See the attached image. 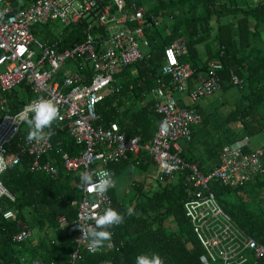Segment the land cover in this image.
Returning <instances> with one entry per match:
<instances>
[{
  "label": "built area",
  "instance_id": "1",
  "mask_svg": "<svg viewBox=\"0 0 264 264\" xmlns=\"http://www.w3.org/2000/svg\"><path fill=\"white\" fill-rule=\"evenodd\" d=\"M148 15L142 5L132 2L126 6L124 0H0V66L3 68L0 72V155L8 164L6 170L17 165L14 160L20 163L27 157L31 173H44L57 179V157L52 155L56 151L65 171L81 168L95 175L129 156L137 160L140 152H144L156 167L155 179L171 178L178 171L188 170L186 181L192 189L191 196L183 202V209L210 264H264V244L224 211L210 188L212 181L238 188L253 180L262 170L263 148H244L250 142L248 135L241 145L225 144L219 150L218 164L207 173L180 156V141L192 140L194 129L202 123V115L199 109L180 105L173 91L186 93L192 102L211 96L221 87L219 60L205 59L206 76L190 87L193 70L179 60L184 41L164 47L162 75L151 90L159 124L145 142H140L137 136L127 137L116 122L103 125L99 121L96 104L107 90L116 88L113 83L117 69L142 59L138 38L150 24ZM55 21L63 28L83 24V39L61 47L57 36L44 40L35 37L38 25ZM163 76H168L169 81ZM231 80L235 85L243 83L233 72ZM17 86L28 87L34 97L19 104V109L14 111L6 94ZM38 97L57 103L61 119L54 123L61 130L67 128L75 143L82 146L77 154L72 156L63 151L51 139L26 140L27 130L21 132L25 125L16 121L24 106ZM165 121L167 132L161 128ZM44 156L46 160H42ZM111 189L103 197L82 189L79 200L73 202L77 204V216L68 227V232L75 235V248L70 255L72 264L81 257V250L93 254L110 248L105 243L103 248L91 250L88 242L81 239L80 228L94 224L96 211L102 213L109 206L113 208ZM3 198L14 202L15 195L0 182V200ZM0 213L5 220L16 219L12 208H0ZM58 222L64 226L67 219L61 215ZM17 227L10 240L27 242L32 229L19 219ZM30 264H39V261L32 259Z\"/></svg>",
  "mask_w": 264,
  "mask_h": 264
},
{
  "label": "trees",
  "instance_id": "2",
  "mask_svg": "<svg viewBox=\"0 0 264 264\" xmlns=\"http://www.w3.org/2000/svg\"><path fill=\"white\" fill-rule=\"evenodd\" d=\"M124 2L126 6L132 2L143 5L147 12L159 18V24L149 28V31L161 35L165 30L163 46L176 39H183L185 53L179 56V60L193 68L190 87L206 76V62L205 59L201 60L198 45H203L206 59H217L222 65L218 71L221 83L219 89L226 90L235 85L231 80V72L243 80L242 85H238L239 96L231 102V109L223 118V125L231 124V134L225 136L218 131L223 137H216L214 143L210 141L214 155L219 154L223 145H241L244 136L251 137L264 130V0ZM129 24L133 26V23ZM82 27L81 23L64 27L56 37L59 45L69 47L81 41ZM93 34L96 36L97 32L94 30ZM211 38L215 45L213 48L208 42ZM161 46H152L143 53L141 60L119 67L114 76L113 84L116 88L107 90L104 98L96 104V113L103 125L116 122L127 137L137 136L140 142L148 140L154 131L153 120L157 114L152 109L153 100L145 101L144 97L157 86V78L161 75L164 63ZM164 79L169 81L167 76ZM6 95L14 111L19 109V104H25L34 97L28 87H25L22 96L15 90ZM181 95L190 100L186 93ZM177 101L188 108H199V104L191 100L186 104L177 97ZM140 102L144 103L136 105ZM201 114L200 125H205L210 118L203 115V111ZM53 129L55 134L51 140L55 146L60 145L63 151L72 156L82 149L67 128L61 130L54 123ZM25 130L26 125L21 132ZM190 142H193V135ZM248 146L244 145V148L248 149ZM52 155L57 157L56 165L59 169L56 180L43 173H31L27 168V157H23L20 163L0 176L2 185L16 195L14 202L1 199L0 208H14L18 218L32 228L43 231L37 245L32 248L25 242L12 243L10 238L17 231L16 221L5 220L0 213L1 264H30L31 259H37L39 264H72L70 255L75 248V235L68 232V227L76 217L77 206L72 205V201L79 200L81 196L79 175L83 169L67 172L61 166L60 154L53 151ZM180 156L187 163L197 164L203 172L197 163L198 158L183 153ZM46 158L44 156L42 160ZM126 164L122 159L109 164L108 169L114 176ZM187 173L185 169L174 173L171 178L156 179L155 184L146 190L143 182L134 183V198L126 203L118 201L111 189L113 208L121 214L131 209L132 214L125 215L123 224L109 230L113 235L111 241L105 242L110 247L107 251L91 254L81 250V257L74 264H135V257L140 253H159L165 264H210L183 209V202L191 196L192 189L186 181ZM210 188L224 211L258 242L264 244V156L262 170L253 180L238 188H229L212 181ZM60 215L66 216L67 224L64 226L57 221Z\"/></svg>",
  "mask_w": 264,
  "mask_h": 264
},
{
  "label": "clouds",
  "instance_id": "3",
  "mask_svg": "<svg viewBox=\"0 0 264 264\" xmlns=\"http://www.w3.org/2000/svg\"><path fill=\"white\" fill-rule=\"evenodd\" d=\"M61 119L57 103L52 99L38 97L18 114L16 123H23L27 128L26 140L28 142H42L51 139L55 134L53 124ZM162 131L167 132L168 124L163 122ZM13 163L18 164L16 159ZM8 167L3 155H0V174ZM80 187L94 196L103 197L110 188L115 187L113 173L110 170L102 169L93 175L87 171L79 175ZM98 207V205H97ZM132 210L128 209L125 214H121L111 206L105 208L103 212L96 211L93 219L94 224H89L85 228H80L82 240L88 242L91 250H99L105 246V242L111 241L113 233L109 231L112 226H119L125 222V215H131ZM32 260V259H31ZM135 264H165L159 253H140L135 257Z\"/></svg>",
  "mask_w": 264,
  "mask_h": 264
},
{
  "label": "rangeland",
  "instance_id": "4",
  "mask_svg": "<svg viewBox=\"0 0 264 264\" xmlns=\"http://www.w3.org/2000/svg\"><path fill=\"white\" fill-rule=\"evenodd\" d=\"M237 1H244V0H237ZM248 1V0H247ZM152 5V4H151ZM214 27H216V24H213ZM62 24L60 22H52L48 25L42 26L38 25V29L35 32V37L44 40L45 37L49 36H58V34L62 31ZM48 34V35H46ZM211 48H213L214 42L212 41V38L208 41ZM203 45H198V49L200 50V56H203ZM37 51V48H34ZM144 50V49H143ZM3 70V68L0 66V72ZM240 86L234 85L233 87L226 89V90H216L214 94H212L209 97L201 98L197 101V103L201 106L203 115L209 116V120L205 125L201 127V131L199 135L196 137L197 139L202 138L204 136H207L209 134H213L214 137H223L221 133L218 131H221L225 134V136L230 135L229 126H231L230 123H227L226 125H223V118L228 113V111L231 109V102L240 94L239 88ZM15 91L20 95H24L25 88L23 86H17L15 88ZM183 97L186 99V103H190V100L183 95ZM202 115V114H201ZM224 127H226V131H224ZM251 148L254 147H262L264 149V130L251 135V141L249 143ZM142 171L138 166L134 164H127L122 170H120L117 174L113 176V179L115 180V187L114 192L116 195V198L118 201H124L125 203L128 200H133L134 198V190H133V184L132 179L137 176V174L140 173L139 177L141 180L144 179V188L145 190L149 186V184L155 183L153 177L150 176V174H155L156 167L154 170H152V167H149L147 172L141 173ZM36 228V227H34ZM41 235V234H40ZM39 235V237H40ZM38 238L37 232L33 231L32 236L30 238V242H36Z\"/></svg>",
  "mask_w": 264,
  "mask_h": 264
},
{
  "label": "crops",
  "instance_id": "5",
  "mask_svg": "<svg viewBox=\"0 0 264 264\" xmlns=\"http://www.w3.org/2000/svg\"><path fill=\"white\" fill-rule=\"evenodd\" d=\"M143 6V5H142ZM144 8H145V11L147 12V8L145 7V6H143ZM147 14H149L148 15V20L150 21V24L149 25H146V27L144 28V30H143V35L142 36H140L139 38H138V40H139V42H140V50H141V52H142V54L143 53H145L146 51H148L149 49H151L152 48V46L154 47H160L162 44H163V40H164V36H165V30H164V32H162V36L161 35H159V34H155L154 32L155 31H149V28H151L152 26H154V25H158L159 24V18L157 17V16H155L154 15V13H152V12H147ZM166 15V14H165ZM151 16H152V18L157 22V23H155L153 20H152V18H151ZM148 30V31H147ZM45 38H51L50 36L49 37H45ZM151 39H153V40H151ZM144 41L147 43H144ZM179 41H183V39H176V40H174L171 44H174V43H176V42H179ZM171 44H166V45H162L161 47L164 49V47H166V46H168V45H171ZM144 49V50H143ZM185 53V49L183 50V51H181V53H180V55H183ZM207 58V56H205V54H203V56H201V60L203 61L204 59H206ZM213 59V58H212ZM182 62V61H181ZM183 63H185V62H183ZM186 64H188V63H186ZM189 65V64H188ZM190 66V65H189ZM191 67V66H190ZM192 68V67H191ZM161 70H162V68H161ZM192 70H193V68H192ZM161 75H162V73H161ZM160 75V76H161ZM168 77V76H167ZM163 78H164V76H163ZM165 80V79H164ZM166 82H168V81H166ZM218 90H220V89H218ZM174 92V95H175V97L177 98V97H180V100L181 101H183V102H185L186 103V99L183 97V95H181V94H179L178 92H175V91H173ZM214 94V93H213ZM153 100V103H154V97H153V95L151 94V93H149V94H146L145 95V97H144V100L145 101H147V100ZM144 102H140V103H137L136 105H142ZM187 104V103H186ZM196 104H198V103H196ZM199 108V111L201 110L202 111V108L200 109V105L198 106ZM152 109H153V106H152ZM201 111H200V113H201ZM156 113V112H155ZM157 114V113H156ZM157 116H158V118H157ZM157 116L156 117H154V120H153V129H154V131H153V133L155 132V130H156V128H157V126H158V124H159V115L157 114ZM203 125H199V126H197L196 128H195V132L193 133V142H185V141H180V146H181V151H180V154H184V155H186V156H188V157H196V158H198L197 159V163H199V167L201 168V170H203V172L204 171H209L213 166H215L216 164H217V161H218V158H217V156L218 155H214V153H213V151L210 149V146H211V144H210V141L212 142V143H214L215 142V140H217V138L216 137H214V135L213 134H209V135H207V136H204V137H202V138H199V139H197L196 137L199 135V133H200V131H201V127H202ZM122 130V129H121ZM200 130V131H199ZM123 131V130H122ZM124 132V131H123ZM125 133V132H124ZM153 133H152V135H153ZM125 135H126V133H125ZM151 135V136H152ZM127 136V135H126ZM250 141H251V137H250ZM250 143V142H249ZM210 144V145H209ZM249 146H251L250 144H249ZM248 146V147H249ZM251 147H253V146H251ZM264 150V149H263ZM70 154V153H69ZM140 156L137 158V160H134L133 159V157L132 156H129L127 159H124L125 160V162L128 164H134V165H136V166H138V168H140V170L142 171L141 173L143 174L144 172H147V170H148V168L149 167H152V170H154V168H155V165L152 163V161L151 160H149V158L146 156V154L144 153V152H140V154H139ZM126 164V165H127ZM39 173V172H38ZM155 173V172H154ZM44 174V173H43ZM46 175V174H45ZM139 175H140V173L139 174H137V176L135 177V178H133L131 181H132V183H134V181H136L135 183H140V182H143L144 183V179L143 180H141L140 179V177H139ZM155 174H150V176L151 177H153ZM46 176H48V175H46ZM49 177V176H48ZM52 179V178H51ZM58 179V178H57ZM154 179V182H155V178H153ZM53 180H56V179H53ZM155 183H152V184H149V186H153ZM113 189V188H112ZM114 190V189H113ZM114 192V191H113ZM12 193V192H11ZM14 194V193H13ZM15 195V194H14ZM7 199V198H6ZM15 200H16V195H15ZM14 200V201H15ZM10 201V200H9ZM77 201V200H76ZM10 202H12V201H10ZM74 201H72V205H76L77 206V204L76 203H73ZM113 206H114V203H113ZM6 208H12V207H6ZM2 209V208H1ZM4 209V208H3ZM14 211H15V209L14 208H12ZM15 213H16V219L15 220H13V221H16V226H17V220L19 219L20 221H22V222H24V223H26L25 221H23V220H21L20 218H18L17 217V212L15 211ZM61 216V215H60ZM63 216H65V215H63ZM76 216H77V213H76ZM59 217V216H58ZM58 217H57V221H58ZM65 218H66V216H65ZM75 219H76V217H75ZM74 219V220H75ZM8 220H11V219H8ZM73 220V221H74ZM59 223V222H58ZM27 225H29L28 223H26ZM29 227L32 229V233H33V231H36L37 232V235H38V238H40L42 235H43V231H40V230H38L37 228H32L30 225H29ZM17 231H18V227H17ZM16 231V232H17ZM15 233V232H14ZM41 234V235H40ZM39 235H40V237H39ZM38 240L39 239H37V241L36 242H33V243H31L30 242V239L27 241V242H25L26 244H28L29 245V247H31L32 248V246H34V245H37V243H38Z\"/></svg>",
  "mask_w": 264,
  "mask_h": 264
}]
</instances>
